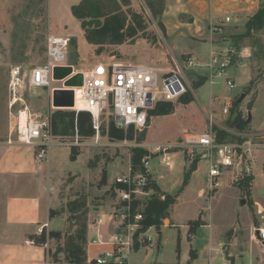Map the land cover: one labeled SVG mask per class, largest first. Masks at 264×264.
<instances>
[{"label": "rangeland", "instance_id": "obj_1", "mask_svg": "<svg viewBox=\"0 0 264 264\" xmlns=\"http://www.w3.org/2000/svg\"><path fill=\"white\" fill-rule=\"evenodd\" d=\"M82 1L0 0V264L68 263L67 246L78 244L85 253L88 226L96 219H101V226L108 228L109 234L114 233V225L104 216L114 214L117 189H122L114 181L128 173L131 150L149 151L153 181L161 180L160 174H165L168 168L162 163V153L152 152L153 146H170L167 151L170 156L180 152L176 147L182 144L186 134L204 132L209 127L210 116L217 125L226 126L230 114L221 115L225 98L227 102L231 97V109L233 102L244 95L237 111L249 121L246 132L264 134V22L258 30H245V24L264 5V0H87L102 14L78 19L73 16L72 8ZM225 17L230 22L225 27L218 26ZM108 18L124 24L121 44H95L100 37L93 31L107 25ZM219 27L223 32H219ZM132 28L133 34L129 31ZM91 32L93 42L86 40V34ZM50 35L70 40L68 62L77 73L98 62L171 68L181 67L191 59L195 66L185 70L190 87L185 101L172 102L174 110L170 115H152L142 132L133 129L123 132L127 147L109 137L113 123L109 111H105L101 116L100 145H90L92 135L78 134L84 145L76 147L70 143L77 114L51 107L48 89H32L25 82L22 102L32 113L51 115L50 138L55 143L53 147H62L63 153L57 157L60 164L51 167L38 165L33 158L34 164L41 168L38 182L32 175L19 174L20 168H13L12 160L27 163L29 156L34 157L31 155L34 150L10 133V111L15 112L20 106L10 108L9 72L18 66L28 75L33 67L42 64L45 41ZM221 39L225 42L223 50H233V61H237L223 75L233 77L232 91L223 85V77H213L207 67L210 53L206 61L194 56V51L202 54L207 43H219ZM261 142L264 144V139ZM206 163L202 159L199 164L201 171L197 179L201 184L205 181ZM263 165L264 158L258 154L251 176L241 180L230 175L222 177V184L213 191L215 222L227 229L224 238L236 236L243 240L250 236L251 230L264 229ZM187 170L185 167L182 181ZM248 178V183L242 185ZM186 185L187 182L185 185L182 182L179 192ZM36 191L43 194L41 206L45 216V225L38 235L7 224L5 218L10 198L32 196ZM149 195L141 193L136 197L144 203ZM77 237L85 241H78ZM136 238L134 248L138 244ZM144 244L150 245L147 238ZM97 250L90 247L93 255ZM86 260L87 254L82 264Z\"/></svg>", "mask_w": 264, "mask_h": 264}, {"label": "built area", "instance_id": "obj_2", "mask_svg": "<svg viewBox=\"0 0 264 264\" xmlns=\"http://www.w3.org/2000/svg\"><path fill=\"white\" fill-rule=\"evenodd\" d=\"M229 17H225L221 23L228 24ZM70 40L67 37L48 36L44 45V62L33 67L28 75L23 74L18 66L10 69L8 79V94L10 97V108L19 104L20 108L15 112L10 111L9 129L18 142L31 147L34 150V160L40 165L48 162L49 151L55 145L51 140L50 126L51 115L35 114L30 112L28 107L22 102L21 94L24 84L32 89H48L51 93L53 89H61L62 81H54L52 73L54 68L70 66L72 75L77 73L75 68L68 62V50ZM235 52L230 49L219 50L211 54L207 67L212 71L213 77L222 78L225 70L233 61ZM195 66L193 60L183 63L181 67L175 65L171 68L154 67L140 64L124 63H102L91 65L88 69L80 71L83 75V84L79 88L81 101L85 108L81 111L87 112L91 117V129L93 131L90 145H100L101 139V116L105 111H109L114 127L126 133L129 129L142 132L148 127L150 120L149 112L155 108L157 103H172L184 96L190 89L185 70ZM58 84L57 86H55ZM224 84L228 91L235 88V84L229 78H224ZM76 114L78 109H69ZM230 107L225 105L221 108V115L227 116ZM25 117V124H19L20 115ZM209 127L199 134H186L181 145L176 148L189 166L196 159H205L207 162V191L212 194L219 187V177L227 171L235 180H241L252 175L258 154L264 158L263 133H248L245 131H235L223 125L213 122L209 117ZM228 134L232 141L218 142L217 130ZM121 146H128L127 140L118 141ZM72 146H82L74 128V135L70 143ZM170 146H153V151L162 153V163L169 167L170 158L167 154ZM149 152V151H148ZM151 155L145 157L142 163L146 174H150L149 160ZM115 185H123L125 189H117L118 202L113 209L111 222L114 225V233L109 236L107 242L100 236L95 235L91 241L94 245L110 244L111 251L96 255L87 259L85 264H127L126 255L134 247V237L136 242L146 232H139L141 213L138 210L132 213V201L138 200L136 195L148 193L142 188L147 183L145 175L140 173L132 174L131 170L115 179ZM101 219L94 222L95 227L100 226ZM260 242H264V229L254 231ZM149 242L150 238H147ZM45 264H77L45 262Z\"/></svg>", "mask_w": 264, "mask_h": 264}, {"label": "crops", "instance_id": "obj_3", "mask_svg": "<svg viewBox=\"0 0 264 264\" xmlns=\"http://www.w3.org/2000/svg\"><path fill=\"white\" fill-rule=\"evenodd\" d=\"M211 13H214L213 8H211ZM194 22L196 23V19ZM217 25L225 27L227 24ZM218 30L223 32L220 27ZM222 40L219 43H207L202 54L194 51L195 58L200 61L208 60L209 53L211 55L214 50L225 48V42L223 43ZM240 56H243V53H240ZM236 62L234 60L226 70L230 69ZM237 71L239 73V70ZM226 77L234 82L232 76ZM216 90L218 89L214 91ZM225 104L231 106V97L227 99V102L225 98ZM61 153H63L62 147L51 148L48 162L43 163V165L47 164L51 167L60 164L57 157ZM33 158L29 156L27 163H20L15 158L12 160V167L20 168L17 171L19 174L27 173L34 176L38 182L41 168L34 164ZM169 158L171 160L169 167L164 166L168 168V171H165V174H160L159 177L162 181L158 179L155 182L163 193L175 197V203L169 208L168 217L162 221L164 223L159 230L149 228L145 237L143 236L137 246L127 253V264H264V242L257 239L256 233H254L255 229L254 231L251 230L250 236L243 240H239L236 236L224 238L227 229L215 222L216 214L213 208L216 207L212 206L215 197L213 194H208L207 191V167L204 171L205 181L201 184L197 179L200 175L199 164L202 159L199 160L195 170L190 174L187 185L179 192L183 182L181 180L182 173H184L185 167L189 166H187L180 152L171 154ZM152 173L150 175L153 180ZM229 175L230 173L227 171L222 173L218 180L219 187L222 184L221 178L224 179L225 176ZM195 191L196 194H194ZM42 195L40 191H36L32 196L10 198L5 209L7 224L17 226L24 231H33L35 235H38L45 225V216L41 206ZM104 217L108 219L109 223L113 214ZM88 232V244L85 248L87 259L112 250L110 244L94 245L91 243L96 234L107 242L111 235L108 233V228L106 229L103 225L95 227L93 223L88 226ZM145 238L151 239L149 246L144 244ZM142 239H144L143 242ZM92 246L98 248L95 255L90 251ZM43 263L45 264V262Z\"/></svg>", "mask_w": 264, "mask_h": 264}, {"label": "trees", "instance_id": "obj_4", "mask_svg": "<svg viewBox=\"0 0 264 264\" xmlns=\"http://www.w3.org/2000/svg\"><path fill=\"white\" fill-rule=\"evenodd\" d=\"M97 7L90 4L89 1L83 0L78 6L72 8V14L74 17L81 19L85 17H92L93 15L102 14L100 12H96ZM102 9V8H101ZM104 15V14H103ZM107 25L101 27L100 29L94 30L93 33L100 37L99 40L94 41L95 44H104L103 42H109L110 44H121L123 37L121 35V31L123 29L124 24L118 21H112L110 18L107 20ZM264 22V5L261 6L258 11L247 21L245 24V30L250 32L252 30H258L261 28ZM140 27V26H139ZM132 30L131 34L135 33V30ZM92 32L90 35L86 34V40L92 41V36L94 35ZM108 40V41H105ZM185 96L180 97L177 101H185ZM239 102L234 101L233 105L230 109V116L226 122V127L235 130V131H245L246 127L249 124V121L241 118V114L238 113ZM251 105H249V109ZM174 107L172 103H157L153 111L149 112V116L152 115H170L172 114ZM76 128L77 133L81 136H91L93 135V131L91 129V117L89 114L84 112H79L76 118ZM73 130V127H72ZM109 137L116 141H122L124 136L121 130H118L112 124L109 131ZM228 139H232L228 134L223 131L217 130V140L218 142H224ZM148 156V152L140 149L133 148L131 150L130 156V170L132 174L140 173L146 176L147 183L142 188L143 192H149V198L144 203L139 200L132 201V213H135L136 210L141 213L142 221L140 222V230L139 232H144L149 228H155L159 230L162 226V221L168 217L169 208L175 203V197L163 193L155 182L151 179L150 174H146L144 165L142 160ZM199 162V159L193 161L184 176L183 185L189 179L190 174L195 170L196 164ZM264 169V167H263ZM250 178L243 180L242 185H246ZM118 187L125 189L126 187L123 185H118ZM141 206V209H140ZM78 241L84 242L85 239L82 237H77ZM66 258L70 260L72 263L82 264L85 260V253L78 244L70 243V245L66 248Z\"/></svg>", "mask_w": 264, "mask_h": 264}, {"label": "water", "instance_id": "obj_5", "mask_svg": "<svg viewBox=\"0 0 264 264\" xmlns=\"http://www.w3.org/2000/svg\"><path fill=\"white\" fill-rule=\"evenodd\" d=\"M54 81H62L63 88L53 89L51 92V107L55 109L69 110L74 107L75 93L72 88H79L83 84L82 73H75L72 75V68L70 66L54 68L52 73ZM244 95H241L237 102H241Z\"/></svg>", "mask_w": 264, "mask_h": 264}, {"label": "bare ground", "instance_id": "obj_6", "mask_svg": "<svg viewBox=\"0 0 264 264\" xmlns=\"http://www.w3.org/2000/svg\"><path fill=\"white\" fill-rule=\"evenodd\" d=\"M75 101H74V109L82 110L85 108V105L81 101V97L79 95V90H75ZM19 124L23 126L25 124V117L23 114L20 115Z\"/></svg>", "mask_w": 264, "mask_h": 264}]
</instances>
